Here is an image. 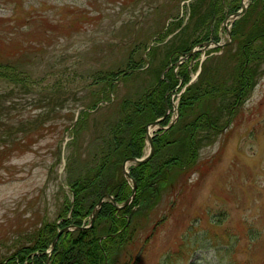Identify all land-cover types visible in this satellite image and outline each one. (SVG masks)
I'll return each mask as SVG.
<instances>
[{
	"label": "rangeland",
	"instance_id": "374dc122",
	"mask_svg": "<svg viewBox=\"0 0 264 264\" xmlns=\"http://www.w3.org/2000/svg\"><path fill=\"white\" fill-rule=\"evenodd\" d=\"M196 1L0 0V20L12 24L0 51V74L15 82L0 79V139L23 140L19 148L31 141L28 153L0 166V264H10L12 254L31 243L26 235L68 214L77 180L87 187L81 192L84 215L99 188L119 179L116 163L125 150L113 153L114 132L152 118L141 111L143 97L157 84L167 52L181 57L208 35L212 0H202L192 20ZM256 2L225 55L212 48L189 61L202 74L197 79L192 73V91L183 98L200 99L170 138L152 131L162 146L152 165L159 169L178 156L187 162L198 109L211 104L213 121L223 127L230 120L228 128L213 136L206 118L200 121L197 170L172 171L175 190L167 189L148 217H137L110 243V264H125L132 256L138 264H264V55L251 63L255 86L231 118L234 100L220 99L241 77V48L264 33V0ZM227 3L239 6V0ZM225 26L223 19L214 25L221 43L228 38ZM249 51L264 53V41ZM180 90L172 93L175 106ZM109 226L98 222L96 233L107 234ZM82 244H72L74 257L84 252Z\"/></svg>",
	"mask_w": 264,
	"mask_h": 264
},
{
	"label": "trees",
	"instance_id": "16d2710c",
	"mask_svg": "<svg viewBox=\"0 0 264 264\" xmlns=\"http://www.w3.org/2000/svg\"><path fill=\"white\" fill-rule=\"evenodd\" d=\"M202 1V0H201ZM216 1L214 0L211 4V10L212 13L216 11ZM199 11V1L198 3L193 7V15L194 18ZM211 13V14H212ZM210 17V15H209ZM10 24H3L2 34L0 36V46L2 48L3 45L7 44V41L9 40L8 34H6L7 27ZM0 48V51L3 52L4 49ZM191 49V46L186 47L184 51L188 52ZM7 57H10L9 53H7ZM5 73V74H4ZM1 73L0 79L9 81L13 83V79L7 72ZM181 77L184 79V82L187 83L189 80L188 72L185 70L181 73ZM177 78L171 72L168 76V82H163L160 87H162L161 92H157V90L153 91L150 95H148L144 100L146 103V107L141 110L142 113L147 109L151 114L152 118L150 121L154 120L155 117L160 116L164 112V102L161 95H164V92L171 87L172 89L177 85ZM19 84L23 85V82H19ZM154 100V101H153ZM3 101L0 100V108L4 110L3 108ZM144 103V104H145ZM193 104V103H192ZM191 105V102L189 100H186L183 98L181 103V109L183 107H188ZM120 125L117 124L116 127H119ZM124 126V125H123ZM123 129H117L114 132V140H113V153L118 154L120 149L124 148V158L128 156H134V157H140L143 153V142L142 137L143 133L140 132V127L135 126L136 128H129L127 126H124ZM125 131V135L123 133ZM24 142L23 140L16 141L14 144L10 142L7 138L0 139V143L2 146L0 147V166L4 165V163L11 159L12 156L16 154H22L26 151V148L29 144H31V141L26 144H23V148H19L18 146ZM25 143V142H24ZM12 147V148H11ZM159 147V146H158ZM162 148L159 147V150ZM123 158V159H124ZM177 159V158H176ZM117 165V175H119V179L117 181H111L112 183H106L103 187H100L98 190V196L97 199L94 201L93 204H91L85 214L83 215L80 203H81V192L85 190L86 184L82 181L77 180L73 186V190L75 192V204L73 209V216L72 219L76 225H81V222L83 218L90 215L93 211V208L95 204L97 203L98 199L104 194V193H110L112 194L118 203H123L126 201V199L130 195V189L128 185L126 184V181L121 175V162ZM171 163H167L166 165H163L159 169H156L155 166L152 165V163L143 165L141 167L135 168L132 170V176L135 178V180L138 183L139 188V194L136 198L135 204H138L141 200V193L145 192H151V188H153L158 183L160 186H164L165 181L168 179L169 174V168L171 167ZM162 179V180H160ZM2 181V180H0ZM164 182V183H161ZM81 189V191H80ZM127 210H130V208H127ZM124 213H118L114 207L111 204H105L101 213L98 222L102 220H106L109 222V233L117 232L120 228L125 225L126 221L123 218ZM69 221H67L68 223ZM65 223V224H67ZM97 226H95L92 230L89 231H81L76 233H68L63 235L59 243L57 245L56 251L51 259V264H104V253L107 252L108 257L110 259L111 252L109 249L110 243L113 241L112 239L105 240L100 242V236L102 234H97ZM55 230L52 225L46 224L42 229L38 231V233L35 236V240L30 245H22L18 248V250L13 254V256L8 260V263L10 264H24L26 261L27 264H45L47 257L41 256V257H32L34 252H44L51 241L53 240L55 236ZM104 235V234H103ZM83 243V251L79 252V255L74 257L73 254L75 253V248H71L72 244H79ZM87 243V244H86ZM108 249V250H107ZM72 257V258H70ZM82 262V263H81Z\"/></svg>",
	"mask_w": 264,
	"mask_h": 264
},
{
	"label": "water",
	"instance_id": "95a60500",
	"mask_svg": "<svg viewBox=\"0 0 264 264\" xmlns=\"http://www.w3.org/2000/svg\"><path fill=\"white\" fill-rule=\"evenodd\" d=\"M236 15L238 16L239 14H236ZM153 125H154V124H153ZM149 140H150V145H151V155L148 156L147 158H145L144 160H138V159L131 158V159H129V161L137 162L138 164H142V163H145V162L149 161V159L151 158V156H152L153 153H154V145H153V141H152L151 138H149ZM125 172H126V171H125ZM127 176L129 177L128 174H127ZM130 200H131V199H129L127 203H129ZM99 206H100V207L102 206V202L99 203ZM97 213H98V211L95 213V215H94V219H93L92 223H94V221H95V219H96V217H97ZM64 231L67 232V231H69V229H65ZM58 238H59V236L54 240V242H53V244H52V250H51V252L54 251V248H55V246H56V243H57Z\"/></svg>",
	"mask_w": 264,
	"mask_h": 264
},
{
	"label": "bare ground",
	"instance_id": "6f19581e",
	"mask_svg": "<svg viewBox=\"0 0 264 264\" xmlns=\"http://www.w3.org/2000/svg\"><path fill=\"white\" fill-rule=\"evenodd\" d=\"M226 4V1H223V0H217L216 1V11H218L220 9V6L222 5H225ZM252 46H250L248 48V51L251 49ZM250 52V51H249Z\"/></svg>",
	"mask_w": 264,
	"mask_h": 264
}]
</instances>
